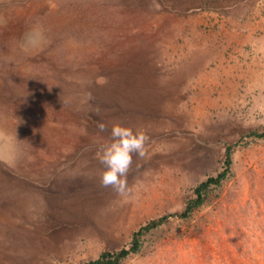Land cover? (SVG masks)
Instances as JSON below:
<instances>
[{
  "label": "rangeland",
  "instance_id": "374dc122",
  "mask_svg": "<svg viewBox=\"0 0 264 264\" xmlns=\"http://www.w3.org/2000/svg\"><path fill=\"white\" fill-rule=\"evenodd\" d=\"M0 27V122L20 140L0 162V264H85L163 217L122 264H264V0H0ZM115 123L150 138L127 199L95 159Z\"/></svg>",
  "mask_w": 264,
  "mask_h": 264
},
{
  "label": "clouds",
  "instance_id": "9594fccd",
  "mask_svg": "<svg viewBox=\"0 0 264 264\" xmlns=\"http://www.w3.org/2000/svg\"><path fill=\"white\" fill-rule=\"evenodd\" d=\"M26 43L35 46V41L28 38ZM105 82L106 79H105ZM94 97L88 93V100ZM100 109L96 108L99 115ZM99 132L108 131V126L101 121L96 122ZM149 136L142 129H133L120 123H115L110 129L109 142L98 147L95 159L103 166L100 176V185L104 188H111L118 196L129 198L132 189L128 185V173L133 164V156L144 158L147 153ZM20 142L17 134L10 135L0 131V162L11 166L15 162V145Z\"/></svg>",
  "mask_w": 264,
  "mask_h": 264
},
{
  "label": "trees",
  "instance_id": "16d2710c",
  "mask_svg": "<svg viewBox=\"0 0 264 264\" xmlns=\"http://www.w3.org/2000/svg\"><path fill=\"white\" fill-rule=\"evenodd\" d=\"M251 137L263 139L264 134L259 133H251ZM231 149L227 151V160H226V169L219 173L217 176H211L206 181L202 182L195 190L196 198L190 202L186 211L182 213L180 216L182 218H187L192 211L199 208L202 204H204L208 194L212 189L218 188L222 185V183L227 179L230 168H231ZM167 220V217H163L159 220L152 221L148 223L146 226L142 227L138 232L134 235V241L130 248H124L117 252H104L98 259L87 262L85 264H122L127 258H129L132 254H137L140 252L141 243L140 237H142L145 233H148L157 227H159L163 222Z\"/></svg>",
  "mask_w": 264,
  "mask_h": 264
},
{
  "label": "bare ground",
  "instance_id": "6f19581e",
  "mask_svg": "<svg viewBox=\"0 0 264 264\" xmlns=\"http://www.w3.org/2000/svg\"><path fill=\"white\" fill-rule=\"evenodd\" d=\"M11 22V24L9 25V27H8V29H7V34H8V37H6L4 34H3V29H1V27H0V37H6V38H10V39H17L18 38V36L20 35V33H21V31H19V29H20V27H21V25H22V23H21V25H19V24H16L17 23V20H15V19H13V20H11L10 21ZM121 85H123V83L121 84ZM125 86H121V87H116V86H114V87H112V88H108V90H110V93L112 94V95H114V96H116V97H121V99H124V97H126L124 94H125V92H126V90H125V88H124ZM124 88V89H123ZM105 104V103H104ZM37 110V109H36ZM32 112L34 111V108L31 110ZM99 116V117H98ZM97 118H99V119H101V120H104V116L103 115H97L96 116ZM101 120H97V121H101ZM101 122H104V121H101ZM4 123V122H3ZM48 123V121H46L45 120V118H43V117H40L39 119H38V121H37V124L35 125V132L37 133V134H43V135H45V134H49V133H51V132H53L51 129L52 128H50V126H49V124H47ZM5 126H6V128H5ZM7 130H5V129ZM0 131H4V132H7L8 134H10V135H15V130H12V131H10V129L8 128V126L5 124H2L1 122H0ZM82 192V190H80L79 191V194H76V195H79L80 197L82 196V195H80V193ZM55 222L56 221H53L52 222V224L51 225H53V227H55V226H59V225H61V223L59 222H57L56 224H55ZM55 225V226H54Z\"/></svg>",
  "mask_w": 264,
  "mask_h": 264
}]
</instances>
